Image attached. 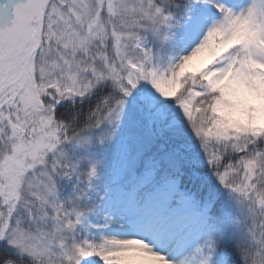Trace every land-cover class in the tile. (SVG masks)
I'll return each instance as SVG.
<instances>
[{"label":"snow or ice","instance_id":"6c2138e0","mask_svg":"<svg viewBox=\"0 0 264 264\" xmlns=\"http://www.w3.org/2000/svg\"><path fill=\"white\" fill-rule=\"evenodd\" d=\"M0 264H264V0H0Z\"/></svg>","mask_w":264,"mask_h":264}]
</instances>
